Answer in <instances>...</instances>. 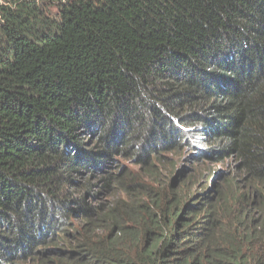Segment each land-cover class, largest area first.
Returning a JSON list of instances; mask_svg holds the SVG:
<instances>
[{
	"label": "trees",
	"instance_id": "16d2710c",
	"mask_svg": "<svg viewBox=\"0 0 264 264\" xmlns=\"http://www.w3.org/2000/svg\"><path fill=\"white\" fill-rule=\"evenodd\" d=\"M0 264H264V0H0Z\"/></svg>",
	"mask_w": 264,
	"mask_h": 264
},
{
	"label": "rangeland",
	"instance_id": "374dc122",
	"mask_svg": "<svg viewBox=\"0 0 264 264\" xmlns=\"http://www.w3.org/2000/svg\"><path fill=\"white\" fill-rule=\"evenodd\" d=\"M170 156H171V154H170ZM173 156H174V155H173ZM176 159H178V160L180 159V154L178 155V157H176ZM182 159H183V157L181 158V160H182ZM124 165H126V166H132V165H129L128 162H125ZM163 174H164V177L167 178L166 173H163Z\"/></svg>",
	"mask_w": 264,
	"mask_h": 264
}]
</instances>
